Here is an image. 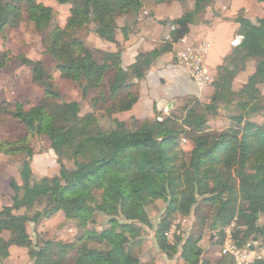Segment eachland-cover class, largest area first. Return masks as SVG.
Listing matches in <instances>:
<instances>
[{
    "label": "trees",
    "instance_id": "16d2710c",
    "mask_svg": "<svg viewBox=\"0 0 264 264\" xmlns=\"http://www.w3.org/2000/svg\"><path fill=\"white\" fill-rule=\"evenodd\" d=\"M54 1L71 4L63 27L54 24L51 6L37 0H0V37L6 40V31L18 28L24 18L37 29L45 30V50L54 58L60 77L75 82L83 99L113 70L108 87L111 97L118 96L113 113L132 108L139 97L138 90L132 89L137 85L135 81L145 77L159 56L173 49L174 43L189 32L195 18L213 2L191 0V9L168 20L174 28L159 47L138 52L135 61L123 67L117 37L128 38L136 22V17L129 20L130 16H137L143 0ZM234 21L242 39L218 66L209 101L186 107L181 119L161 115L154 107V116L133 119L137 122L134 127L114 117L110 129H99L94 114L80 116L79 101H58L59 90L42 61L18 56L30 69L33 83L43 88V97L29 110L24 111L17 103L9 112L25 126L27 137L21 141L0 140V155L23 154L18 170L20 183H13L11 203L0 210V258L7 257L9 247L15 245L27 248L31 264H140L134 245L141 244L137 238L142 226L136 222L148 223L138 214L136 206L148 205L159 198L167 204L153 237L165 255L174 251L165 235L171 215L188 214L199 197L213 207L210 219L213 228L236 220L246 226L243 237L255 233L264 239V222H258L264 213V105H253L262 95L258 85L264 83V15L250 20L239 12ZM91 23L92 32L115 44L116 51L101 49V57L97 58L84 40L76 38V33ZM10 58L9 50L0 51V69ZM250 59L256 62L254 72L234 90L236 66ZM184 99L195 100L190 96ZM220 105L233 108L234 114L226 128L209 130L207 123L217 116ZM257 117L262 121L256 122ZM33 134L49 139L59 165L56 174L34 178L31 167L34 153L27 142ZM182 135L192 143L187 152L180 150ZM67 157L72 162L70 168L64 162ZM95 190L101 192L96 195ZM35 205L43 207L29 214L28 209ZM91 206L122 219L119 227L101 232L86 230L76 242H32L28 223H38L59 211L66 219L82 221V215ZM20 209L21 213L13 212ZM4 231L9 232L7 240L1 236ZM180 256L184 264H210L200 257L198 239L192 237L182 245ZM216 264L235 262L226 253L220 255ZM252 264H264V258Z\"/></svg>",
    "mask_w": 264,
    "mask_h": 264
},
{
    "label": "rangeland",
    "instance_id": "374dc122",
    "mask_svg": "<svg viewBox=\"0 0 264 264\" xmlns=\"http://www.w3.org/2000/svg\"><path fill=\"white\" fill-rule=\"evenodd\" d=\"M37 1L44 5L51 6L55 12L54 24L61 27L64 26L66 18L69 15L71 4H59L54 0ZM164 1L168 2L170 0ZM188 1L190 2V5H192V1ZM186 2L187 1L179 3H181V5L183 4L185 10L191 9L192 7H187ZM205 11L199 14L194 22H196L197 19L201 20ZM130 17L129 20L135 19L136 15ZM120 21H122V19H120ZM93 28L94 25L91 23L78 31L75 36L77 39L84 40L85 43L94 50L95 56L100 58V52L103 51L101 49H105V47L113 48V45L94 34L92 32ZM45 33V30L37 29L24 18L18 28L6 31V40H3L0 37V51L5 49L9 50L12 57L7 62L6 66L0 69V105L5 103L3 105L4 107H0V140L21 141V139L26 138L28 136L27 129L16 118L11 116L9 112L15 108L17 103L22 105L24 111L29 110L34 105L38 104L43 97V88L33 83L31 71L27 66L21 63L20 59H18L19 55H24L29 59L35 61L40 60L43 62L45 68L52 74L55 85L59 90V102L79 101L81 103L80 116L87 113L94 114L99 129L108 130L113 126L112 118H114V114H116L115 112L113 113V104L117 102L118 96L111 97L108 87L113 79L114 71H108L102 83L98 87L90 89L86 98L83 99L81 97V89L75 82L60 77L59 72L56 69L54 58L45 50L43 42ZM238 35L239 34L235 35L232 38V41L235 40ZM130 58L131 57H127L122 63L126 64L130 61ZM248 63H251L253 67L256 62L255 60L250 59L245 64H239L236 66L237 72L232 81L233 89H239L241 87V79L235 78H239L237 75L241 72L240 70H245ZM132 89L138 90L137 85H134ZM209 94L210 93H204L200 97H192L195 98V100L192 99V101L178 98L174 108L170 112L168 108H165V112L181 119L186 107H197L200 104L208 102L211 95ZM118 95L122 96L123 93ZM253 105H264V95L262 94L261 97L256 99L253 102ZM233 114V108L230 109L226 108L224 105H220L217 116L208 121L207 128L209 130H222L226 128L229 124V119ZM158 117L161 118V116ZM133 119V117L126 118L128 127H134L135 124H137ZM254 120L256 122H261L262 118L258 117ZM27 142L28 146L31 147L34 153L31 160L34 178L39 179L45 175L52 176L56 174L59 165L56 156L50 149L49 139L43 135L33 134L28 137ZM191 148V140L186 135H182L180 138V150L187 152ZM22 159L23 154L21 153L18 155H0V210L4 205H9L11 203L14 192L13 183H20L18 170ZM64 162L68 168L72 166L69 157L65 158ZM94 192L98 195L101 191L95 190ZM198 200L199 202L191 207L188 214L183 215L175 212L171 215L169 227L165 232L167 242L174 247V251L171 252L170 256L165 255L158 249L153 237L157 224L164 213L167 204L166 201L159 198L155 199L148 205L136 206L138 214L145 217L148 223L142 224L136 222L142 226L140 236L137 238L141 244L139 246L134 245V252L138 255L140 264H184L183 259L180 256L181 247L190 237L198 239V245L201 249L200 257L208 259L210 264H216L222 252L227 230L229 231L230 236H232L231 238L236 240L240 246L245 245L247 242L255 241L257 245H255L253 250H257L260 253L263 252L264 258V239L262 236L251 233L250 235L243 237V232L246 229V226L237 223L236 220L229 222L224 226H216L213 228L210 226L213 207L208 203L201 201L200 197ZM42 207L43 205H35L32 209H28V212L31 214L32 211L41 210ZM22 211L23 209L13 212L21 213ZM82 218V221H79L78 219H66L63 212L59 211L52 217L42 219L38 223H28L27 232L33 243L44 242L46 240L76 242L77 238L86 230L101 232L110 227H119V223L122 221L119 217L108 216L102 212L94 210L93 206L82 215ZM258 222H264V213L260 215ZM220 231H222V234H220ZM22 248L26 256L29 257L28 260L23 262V264H31L32 260L30 259L27 248Z\"/></svg>",
    "mask_w": 264,
    "mask_h": 264
},
{
    "label": "crops",
    "instance_id": "0c3cea01",
    "mask_svg": "<svg viewBox=\"0 0 264 264\" xmlns=\"http://www.w3.org/2000/svg\"><path fill=\"white\" fill-rule=\"evenodd\" d=\"M186 3L187 7H192L189 1ZM184 8L183 4L181 5L175 0L161 3H155L154 0H143V6L136 16V22L132 26L128 38L125 40L120 36L117 37L122 48L121 61L131 57L130 61L126 64L122 63V66L128 67L132 64L138 52H149L159 47L170 33L168 20L179 17L185 11ZM239 12L250 20L262 17L264 2L258 0H213L206 9L203 18L190 24L189 32L174 43L173 49L159 56L146 71L145 77L135 81L139 97L132 108L117 112L114 117L124 122L127 117L137 120L151 118L154 116V107L161 115H165L167 114L165 108H168L170 112L178 98L200 97L204 93L211 94L212 85L209 84L204 89H200L192 80L188 70L177 64L175 52L185 44L209 43L210 49L206 56V63L214 79L218 66L234 48L231 41L238 34V24L234 18ZM110 44L113 45V48L105 47V49L116 51L115 44ZM254 69L255 66L252 67L251 63H248L245 70H240L241 72L237 75L239 78L235 79H241V84L245 83ZM258 88L264 95V83L259 84ZM1 236L7 239L9 232L4 231ZM8 251L7 257L0 258V264H23L29 258L20 246L12 245Z\"/></svg>",
    "mask_w": 264,
    "mask_h": 264
},
{
    "label": "built area",
    "instance_id": "2783aa9c",
    "mask_svg": "<svg viewBox=\"0 0 264 264\" xmlns=\"http://www.w3.org/2000/svg\"><path fill=\"white\" fill-rule=\"evenodd\" d=\"M173 28L174 26L170 25V29ZM166 38H168V36ZM241 39L242 36L238 35L231 43L236 46L240 43ZM209 49V43L198 42L185 44L175 52V60L177 64L188 70L192 80L200 89H204L213 79L212 73L206 63V56ZM158 119L161 118L158 117ZM231 237L232 236H230V233L227 230L221 254L227 253L232 255L235 264H252L256 260L263 258V252L260 253L257 250H253L255 245H257L255 241H250L245 245L240 246L238 242Z\"/></svg>",
    "mask_w": 264,
    "mask_h": 264
}]
</instances>
